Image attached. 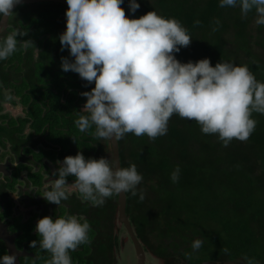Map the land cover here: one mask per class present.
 I'll list each match as a JSON object with an SVG mask.
<instances>
[{"label": "clouds", "instance_id": "obj_1", "mask_svg": "<svg viewBox=\"0 0 264 264\" xmlns=\"http://www.w3.org/2000/svg\"><path fill=\"white\" fill-rule=\"evenodd\" d=\"M123 2L67 0L66 30L59 41L61 50L67 49L73 59L62 57L61 68L77 73L88 85L95 84L91 91L81 93L86 103L81 110L84 114L78 113L75 120L78 130L85 132L95 126L97 139L119 141L127 133L155 139L167 134L170 118L178 114L197 122L202 133L218 135L225 147L233 139L247 141L257 123L252 113L264 114V82H258L247 65L221 61L212 66L208 58L180 62L175 54L192 42L180 21L156 11L130 19L121 7ZM21 3L0 0V22ZM219 6H239L244 17L255 10V23L264 25V0H219ZM139 8L137 0H129L130 14ZM26 35L16 29L0 41V60L16 52L17 37ZM19 40L24 46L31 42ZM57 164L51 174L57 178L42 196L57 206L69 198V176L75 177L82 199L93 206H102L114 194L137 196L143 180L134 164L117 167L108 158L86 159L81 152ZM179 176L177 166L170 178L176 183ZM144 198L140 192L139 199ZM35 231L40 239L29 246L39 244L41 250L50 252L47 264H72L70 251L88 242L90 224L75 215L45 216L37 221ZM202 244L197 239L191 247L196 252ZM16 259L15 254H5L0 256V264H16ZM244 259L247 264H257L255 259Z\"/></svg>", "mask_w": 264, "mask_h": 264}, {"label": "trees", "instance_id": "obj_2", "mask_svg": "<svg viewBox=\"0 0 264 264\" xmlns=\"http://www.w3.org/2000/svg\"><path fill=\"white\" fill-rule=\"evenodd\" d=\"M137 2L140 8L134 15L129 12V0L121 4L126 17L135 19L156 11L180 21L187 30L192 42L175 54L180 62L208 58L212 66L221 61L247 65L256 80L264 82V25L255 23V10L244 17L239 6L221 8L219 0ZM66 10L61 4L40 3L23 5L11 15L9 33L19 29L27 35L17 37V51L0 60V98L12 95L5 94L4 88L13 86L10 74L20 75L24 65L37 77L47 66L61 64L62 50L55 56L52 51L41 52L38 58L34 53L44 44L47 49L56 48V35L66 30V20L61 18ZM19 39L32 43L24 46ZM51 78L49 71L47 80H33L30 91L37 97L52 83ZM77 86L91 91L85 80ZM251 118L257 123L249 139H233L227 147L218 135L202 133L197 122L178 114L170 118L166 135L151 139L125 134L123 166L134 164L143 176L138 195L127 193L129 213L151 251L165 256L171 249L191 264H247L245 257L264 264V114L253 112ZM177 166L180 176L173 183L170 177ZM197 239L203 244L194 252L191 245Z\"/></svg>", "mask_w": 264, "mask_h": 264}, {"label": "flooded vegetation", "instance_id": "obj_3", "mask_svg": "<svg viewBox=\"0 0 264 264\" xmlns=\"http://www.w3.org/2000/svg\"><path fill=\"white\" fill-rule=\"evenodd\" d=\"M33 4L40 3L22 4L13 12L23 5ZM11 15L0 38L10 34L7 28L11 27ZM61 18L66 20V15ZM58 37L56 35L54 39L58 44L55 49V45L47 49L44 44L35 49V57L45 51H52V56L58 52L61 54ZM63 52L64 57L73 59L67 49ZM49 71L53 74L50 79L53 81L36 97L30 91L31 82L47 80ZM10 75L13 86L4 88V93L12 95L0 98V256L15 254L16 264H47L51 253L41 250L39 244L36 248L29 246L31 241L40 239L35 231L37 221L45 216L55 219L75 215L90 224V231L88 242L70 251L72 264H141L131 233L120 220L119 194L106 198L102 206H93L82 199L74 184L75 177L69 176L66 181L68 200L57 206L42 197L51 189L52 180L57 178L51 175L59 167L57 162H62L67 156L81 152L86 159L103 157L115 163L111 140L97 139L95 126L80 132L75 124L86 103L82 100L86 97L81 93L89 89L79 88L77 84L81 78L76 80V73L72 71L64 72L61 64L58 67L47 66L37 77L27 64L20 75ZM94 87V82L89 85L90 89ZM6 104L21 108V114L12 117L6 110ZM119 145L124 167L125 136L119 140ZM127 215L146 255L143 264H191L177 253L173 254L171 249L165 256L151 251L139 236L128 203Z\"/></svg>", "mask_w": 264, "mask_h": 264}, {"label": "water", "instance_id": "obj_4", "mask_svg": "<svg viewBox=\"0 0 264 264\" xmlns=\"http://www.w3.org/2000/svg\"><path fill=\"white\" fill-rule=\"evenodd\" d=\"M29 3H60V4H63V5L68 7L67 0H22V3L14 6V8H16L17 6H20L22 4H29ZM8 18L6 21L0 22V33L5 28V25L8 22ZM111 141H112V149H113V152L115 155V164L117 167H122L119 141H115V140H111ZM127 203H128L127 194H123V193L119 194V214H120L119 216H120V220L123 223H125L128 230L130 231L131 236H132V238L136 244L138 254L140 256V262H141V264H143L144 260L146 259V255H145V252H144L142 245L137 240L134 232L132 231V226L130 224L129 217L127 215ZM202 264H243V263L238 262V261H225L222 263L204 262Z\"/></svg>", "mask_w": 264, "mask_h": 264}, {"label": "rangeland", "instance_id": "obj_5", "mask_svg": "<svg viewBox=\"0 0 264 264\" xmlns=\"http://www.w3.org/2000/svg\"><path fill=\"white\" fill-rule=\"evenodd\" d=\"M6 110L10 111L12 117H16L21 114V108H14L9 104H6Z\"/></svg>", "mask_w": 264, "mask_h": 264}]
</instances>
